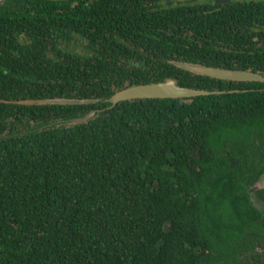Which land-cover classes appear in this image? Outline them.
<instances>
[{"label": "trees", "instance_id": "trees-1", "mask_svg": "<svg viewBox=\"0 0 264 264\" xmlns=\"http://www.w3.org/2000/svg\"><path fill=\"white\" fill-rule=\"evenodd\" d=\"M128 5L0 2V264H264L239 257L243 232L257 231L245 228L253 209L232 170H209L207 153L252 140L259 92L176 65L249 61L256 71L254 54L128 34ZM222 17L205 25L216 30ZM167 79L224 92L124 101L81 124L56 123ZM56 98L96 101L12 102Z\"/></svg>", "mask_w": 264, "mask_h": 264}, {"label": "flooded vegetation", "instance_id": "flooded-vegetation-1", "mask_svg": "<svg viewBox=\"0 0 264 264\" xmlns=\"http://www.w3.org/2000/svg\"><path fill=\"white\" fill-rule=\"evenodd\" d=\"M127 1L130 15L126 17L129 19L128 34L132 31L134 35L147 36L174 34L179 48L184 44H190L191 48L236 50L240 58L254 54L257 60L256 71L251 70L249 61L246 67L238 64V61L222 62L225 65L231 64L234 68L224 65L215 67L252 72L259 76V80L254 81L224 80L242 83L243 92L248 90L259 92L255 111L256 125L249 129V138L252 140L223 144L214 152L208 149L207 153L211 158L209 170L213 173L221 169L232 170L234 181L238 182L250 208L253 209L251 223L246 224L245 228H254L257 231L243 232V240L248 242L249 247L242 249L239 257L245 263L258 259L264 261V94H261L264 91V0ZM230 9L233 11L227 14V10ZM148 16L154 17L150 20L147 19ZM213 16H223L218 20L216 30L205 25V22ZM116 29L115 35H119V28ZM137 45L133 40H126L127 48H137ZM251 82H255L256 87L247 89L245 85ZM200 170L199 166L195 168L196 184ZM209 176L211 177V173L204 179H208Z\"/></svg>", "mask_w": 264, "mask_h": 264}, {"label": "water", "instance_id": "water-1", "mask_svg": "<svg viewBox=\"0 0 264 264\" xmlns=\"http://www.w3.org/2000/svg\"><path fill=\"white\" fill-rule=\"evenodd\" d=\"M4 0H0L2 2ZM177 66L186 69L195 74H201L217 79L223 80H238V81H254L259 80V76L252 72L215 68L210 66L188 64V63H177ZM224 91H207L194 89L189 87H182L177 84L174 79H167L161 82H150L144 84H133L126 86L120 90H117L109 99L110 103L108 106L100 110H91L83 116L71 118L69 120H58L57 124H64L65 126H74L87 122L94 118L95 114L112 109L118 103L124 101H135L144 99H177V98H192L196 96H207L212 94H219ZM96 100H79V99H67V98H56V99H44V100H20L12 101L13 103L25 104V105H42V104H80L87 102H95ZM57 125V126H59ZM51 127V126H49Z\"/></svg>", "mask_w": 264, "mask_h": 264}, {"label": "rangeland", "instance_id": "rangeland-1", "mask_svg": "<svg viewBox=\"0 0 264 264\" xmlns=\"http://www.w3.org/2000/svg\"><path fill=\"white\" fill-rule=\"evenodd\" d=\"M31 125H33V124H31Z\"/></svg>", "mask_w": 264, "mask_h": 264}]
</instances>
